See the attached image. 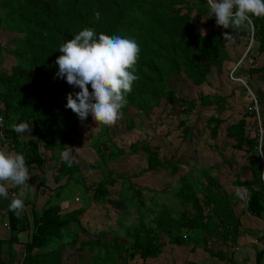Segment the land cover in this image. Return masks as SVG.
<instances>
[{"label":"trees","instance_id":"1","mask_svg":"<svg viewBox=\"0 0 264 264\" xmlns=\"http://www.w3.org/2000/svg\"><path fill=\"white\" fill-rule=\"evenodd\" d=\"M207 7L206 0H0V30L17 34L12 39L13 47L5 49L15 64L9 72L0 70V115L6 137L3 142L24 155L27 168H42L50 164L58 171L56 183L61 177H66L61 185L49 188L52 192L70 180L82 178L76 162L68 167L59 156L63 147H71L72 140L78 137L76 128L79 118L65 105L67 94H74L79 88L55 80L58 71L55 61L61 55L59 46L86 27L94 29L97 37L100 33L119 35L134 39L139 45L136 65L139 79L133 83L132 91L126 97L127 104L121 109L126 130H138L135 117L148 116L154 108L166 106L170 107V111L183 112L185 119L179 121L177 127L186 139L190 138L191 129L187 126L186 117L195 108L196 100L183 98L169 88L168 78L183 75L194 86L204 84L210 69L216 67L220 71L227 60L226 33L249 39L252 36V41L258 45V52L264 53V17H254L251 29L234 31L219 26L220 29L202 35L196 31L195 23L203 17ZM194 9L195 22L190 14ZM97 11L100 13L98 20L94 15ZM207 19L209 25L216 24L215 17ZM2 50L0 45V52ZM236 75L239 76L237 72ZM89 91H92L90 85ZM198 101L201 107L212 104L206 96L200 95ZM23 122L28 123L34 133V137L27 141H21V133L14 132L10 127ZM221 122L219 117L207 120L212 138L216 137ZM106 128L104 125L102 133L91 141L98 159L94 166L99 168L104 178L88 186L84 181L80 183L85 196L91 193L89 198L95 203H104L109 196L108 187L116 183L114 179L105 177L108 173L104 167L111 161L141 151L147 164L144 172L159 169L176 175L185 165L180 158L175 161L172 158L163 159L159 156V145L151 148L148 141L142 145L131 143L127 149L119 147L106 133ZM257 131L258 125L251 140L245 135L243 121L227 128L229 136L237 142L236 149H242V145L248 147L249 164L240 167L233 182L249 192L245 209L238 205L241 202L239 198L223 189V182L210 176L208 168L200 171L196 178L186 174L178 179L179 185L174 193L183 209L176 211V216L168 209L154 215L151 205L158 200V192L144 186L136 187L129 177L117 174L115 177L122 182L118 199L124 203V208L128 207L137 214L136 223L123 228L119 219L123 235L101 231L94 240L81 241L78 251L92 253L88 264H118L119 261L129 264L136 260L146 264L161 254V235H165L170 244L182 246L189 242V237L181 233L186 230L195 236L194 248L201 247L211 256H220L221 252L214 249L216 243L225 246L237 243L241 227L239 212H248L255 217L264 214V156L258 155ZM39 146L44 149L43 156L39 153ZM244 172L251 173V178L241 180ZM136 176L133 174V177ZM144 188L147 193H152L148 204L143 195ZM85 211V208L79 207L65 212L57 205L46 206L39 211L32 207V234L24 244L22 264H60L61 251L74 248L78 243L75 231L86 233L79 221ZM122 211L120 218L124 220L129 211ZM148 214H152L149 220ZM6 215L10 237L0 239V264H15L13 246L18 243V235L28 230L29 223L25 216L18 217L8 208ZM52 244H59L57 252L33 254V250L45 249ZM4 246L7 260L2 257Z\"/></svg>","mask_w":264,"mask_h":264},{"label":"crops","instance_id":"2","mask_svg":"<svg viewBox=\"0 0 264 264\" xmlns=\"http://www.w3.org/2000/svg\"><path fill=\"white\" fill-rule=\"evenodd\" d=\"M204 21V23H207L208 19L206 18ZM208 27L209 28L208 30H206V32L201 33L202 35H207V33L210 31L220 29L219 26H217L216 24L208 25ZM201 28L203 30L206 29L204 27ZM249 42L250 39L248 37L241 35H236L235 37L228 38V42L226 44L227 60L223 62L220 71L217 70L215 67H212L210 69V73L207 75L206 82L201 86H194L191 81L186 79V77L183 75H171L167 80L169 88L174 89L180 96H182L180 93L184 95L185 92L193 93L194 95L192 96V100H196L195 107H197L196 105H201V103L198 101L200 95L203 97L206 96L210 98V100H212V104L204 106L206 112H212L208 119L212 117H219L222 122L218 127L216 137L212 138L210 135L211 126L209 124L207 125L208 119L206 120V126L204 127V129L208 130L209 133H206L205 140H210V144L206 146L207 150L202 149L200 151V154L202 157V162H206V164H204L206 167L204 168H209V166L215 165L214 168H219L220 171V168H222L221 173H225L224 168H233L236 166H240L242 163L241 160H243V158L245 157V161L249 162V159H247L249 153L246 152V149H248V147L246 145H242V149H236L235 145L237 142L235 141V139H232L229 136L227 128L231 125H237L240 121H243L244 129L246 131L245 135L248 137V139H254V136L256 134L255 129L257 122L252 115L246 114L245 112V108L249 102L248 97L244 91L245 89L243 87H239L237 84L230 82L227 79L229 71H231L236 65H238L236 72L239 76L245 75L249 77L250 89L255 95H257L260 100L262 118L264 119V53L260 54L258 52V45L255 44V41H252L250 49L247 50ZM55 80L66 82V79L64 78L56 77ZM170 83H172V85L174 84L175 87L172 88L170 86ZM219 97L222 99H219ZM1 107L2 105H0V108ZM85 125V121L81 122L79 119V123L76 128L78 132V137L74 138L71 142V155L75 159L76 163L79 165V171L82 175L80 181H84V184L88 186L89 184L87 182V179H84L83 175V173L85 172V168H80V162L83 161L81 157H83L82 155L83 153H85L83 149L84 146L80 147L78 144L81 141L80 138L84 137V134L82 133L84 131ZM30 131L31 128L29 131L21 133L20 140L27 141L28 139H31ZM201 135H204V132H201ZM87 137L88 142L84 145L87 146L86 150H89V152L87 151V153H92L94 150L91 141L93 140L95 135H89ZM187 141H192V132L190 138H188ZM0 149L14 151L11 149L8 143L3 141H0ZM224 151L225 157H223L222 155ZM39 153L43 156L44 149L42 148V146H39ZM203 153L206 156L205 160V156H203ZM159 156L162 157L160 154ZM93 157L95 158L94 154ZM143 158L145 159V157ZM218 159L221 161L220 164H217ZM227 161H229L232 166L227 165ZM144 164L146 167V160ZM87 169L92 170L91 168ZM157 170L159 169H155L149 172L147 171L145 173L148 174L151 172H157ZM239 170L240 168H236L235 170L233 169L232 171L227 169L228 172L226 174H222V176H219L218 172H216V174H218V177L220 178H217V176L213 177H215L216 180L223 182V189L227 193H233L237 198H239L241 202H239L238 205H240V208L245 209L249 192L245 188L237 187L233 184L235 180L234 176ZM28 171L29 174L32 175L29 178L28 183L30 186H34L36 191L34 194H31L27 193V189H25L27 193L24 198L25 207L21 214L17 215L18 217H26L29 223V228L27 231L18 235V243L13 246V249L16 253L15 264L23 263L24 244L29 241L30 236L32 234V207H34L36 211H39L43 207L57 205L63 208L65 212H69L72 210L71 208L77 209V204L80 202L77 197L74 199V202L71 205H68L65 200L60 201L58 198V202H54L56 194L53 193L54 191L52 192L50 189L56 188L57 185H61V183H64L66 181V177H59L60 180L56 183L55 179L57 178V176H59L57 168H51L50 164H45L42 168H28ZM250 178L251 173L244 172L241 175V180H248ZM156 180L160 181V179L158 178ZM121 183L117 186L119 191L121 188ZM114 185H116V183ZM111 188H113V186ZM237 190L239 191V194L238 192L235 193V191ZM19 191V188L9 187V192L18 193ZM89 196H91V193H88L86 195L87 198ZM243 196L245 197L242 198ZM9 204L10 199L0 198V239L3 240H7L10 237L6 219V210ZM81 216L79 217L80 226L86 231V233L83 234L81 231H75L78 235V243L74 248L68 247L61 251L60 264H65L67 262V258L70 257L68 253L71 252L73 256H77V258H80L78 260V264H88L90 261L92 253L87 250L78 251V248L81 241L89 239L94 240L96 238V235L94 237L88 236V231L86 230V228H84L85 226L81 224ZM238 216L240 218L241 227L239 228L237 243L234 246H225L220 243H216L214 249L216 251L219 250L221 252V254H219L220 256H211L207 251H205L201 247L194 248L193 242L190 241L188 244L182 246L170 244L169 239L167 238V240L165 241V235H161V242H163L161 254L155 259L148 260L146 264H264V214L261 217H255L251 216L248 212H245L244 214L239 212ZM83 219L86 220V218ZM99 225H101V223ZM58 246L59 244H52L50 247H47L45 249H35L33 250V254L41 255L52 251L57 252ZM5 251L6 246H4V252L2 253V257L3 259L7 260L8 257L7 255H5ZM86 256L88 257L87 260H85ZM133 262L142 264V260H136ZM118 264L120 263L118 262Z\"/></svg>","mask_w":264,"mask_h":264},{"label":"rangeland","instance_id":"3","mask_svg":"<svg viewBox=\"0 0 264 264\" xmlns=\"http://www.w3.org/2000/svg\"><path fill=\"white\" fill-rule=\"evenodd\" d=\"M184 12L185 9L182 11V13ZM190 14L192 21L195 22L197 20L195 17V9L192 10ZM202 16L203 17L197 20L195 23L196 31L199 32L200 34L206 32V30H208L209 28L208 21L207 23H204L205 22L204 20L207 18L206 11L203 13ZM201 27H204L206 29L203 30ZM201 30H203V32ZM16 35L17 34L15 33H9L0 30V45L3 48L2 52H0V70L2 71L9 72L10 68L15 64V60L10 54L6 52L5 49L9 47H13L12 39L13 36ZM227 79L230 82L237 84L239 87H243L242 82L231 81L229 79V76H227ZM170 86L172 88L175 87V85L174 84L172 85V83H170ZM180 94L183 96V98H186L188 100H191L192 96L194 95L193 93H187V92H185V95L182 93ZM196 106L197 107H195L193 111L186 117L187 126H189L192 129L191 142L187 141V139L183 136L181 130L179 129V126L177 127L179 121L185 119L183 117L184 116L183 112L180 110L170 111L169 109L170 107H166V106L165 108L164 106L159 108H154L151 111V114L148 116L142 115L135 117L134 123L135 126L138 128V130L130 131V132L126 130V126H125L126 122L124 117L118 119L114 125L107 126L106 128V133H108V135L113 138L115 144L119 147H125L127 149L131 143L137 142L138 144L142 145L145 143V141H148L149 146L151 145V148H155L154 147L155 145H159V148L158 147L157 148L159 150V154L163 156V159L172 158V160L175 161L176 159L180 158L181 162L185 165L180 167L179 172H177L176 175H172L168 171L163 172L160 170H157V172H151L146 174L144 172V169L146 170L144 164L145 159L143 158L144 156L140 151L136 155L123 156L105 165L104 168L105 170H107V173L110 172L105 177L114 179L116 181V185H114L113 188L111 187L108 188L109 196L107 197V200L104 201V203H95L89 198L90 196L87 198L85 196L84 188L80 184L81 183L80 179L70 180L68 184H66L65 186L63 185L62 187L54 191L53 193L56 194L54 198V202L57 203L58 202L57 198H58L60 201L65 200L68 203V205H71L73 204L74 199L77 197L78 200H80V202L77 204L78 207L76 208L79 207L81 208L82 206L83 208L87 209V211H85L81 216V222H82L81 224H83V226H85L84 228H86V230L88 231V236L91 237H94L95 235L97 236V233H99V231L113 232L121 236L123 235V229H119V224H120L119 219L121 220L123 228H125L132 224H135L137 218V214L132 213L133 210L130 208L128 209V207L124 208L125 206L124 203L118 199L119 189L117 188V186L121 183V179H117L115 176L117 174H123L125 177H129L131 179V182H133L135 186H140V187L144 186L152 190L154 189L155 191L158 192V200L154 201L153 206L151 205V209L155 211L153 213L154 215H156V212L160 213L162 210L165 211L168 209L169 211H174L175 212L174 216H176L177 215L176 211L180 212L183 209L177 203L178 200L175 197V193H174V190L179 185L178 179L186 174H191L193 178H196L199 175L200 171L206 169V168H201V167H206L204 165L206 164V162L205 161L202 162L200 151L202 149L207 150L206 146L210 144V140L208 141L205 140V136L208 130L204 129V127L206 126V120L212 114V112H206L205 107L202 108L200 105H196ZM85 124L86 125L82 133L84 134V137L80 138L81 141L78 144L80 147L84 146L83 149L86 154L83 153L82 155L83 157H81L83 161L80 162L81 164L80 168H85V172L83 173L84 179H87V182L90 185L101 179L103 177V174H100L99 168L94 166V164L97 163L98 161L97 155L95 154L94 151L92 153L91 152L87 153V151L89 152V150H86L87 146L84 144L88 142L87 136L89 135L97 136L98 133H102V131L104 130V125L97 124L95 121L92 120L91 116L88 117V119L85 121ZM201 132H204V135H201ZM30 136L31 138L34 137V133L31 131H30ZM94 139L95 137L93 138V141ZM262 146H264V141L262 143ZM93 154L95 155V158L93 157ZM224 154L225 151L222 154L223 157H225ZM203 156H205L204 153ZM205 159L206 156L204 160ZM245 160L246 157L243 158V160H241L242 163L240 166H236L233 168L231 167L224 168L225 173H221L222 168H220L221 171L219 170V168L218 169L214 168L215 165L209 166V168L208 167L207 168L209 169L210 176H217V178H220L218 177V174L219 176H222V174H226L228 172L227 169L232 171L233 169L235 170L236 168H240L244 166V164L245 165L249 164V162ZM217 162H218L217 164L221 163L219 159ZM226 164L232 166V164H230L229 161H227ZM87 168H96V169L88 170ZM100 169L104 171L103 168ZM141 169H143V171ZM216 172H218V174H216ZM133 174L137 176L133 177ZM157 178L160 179V181H157L156 180ZM237 192L239 194L238 190L235 191V193ZM143 195L144 198H146V202H147L150 196L152 195V193H147L144 188ZM244 197L245 196H243L242 198ZM122 209L129 211L128 215L124 220L120 218L122 217L124 212L122 211ZM151 216L152 214L151 215L148 214L147 219L149 220ZM83 218H86V220H84ZM100 223L101 225H99ZM181 233L189 237L188 241L190 242L196 241L195 236L193 235L192 232H188L184 230ZM166 240L167 237L165 236V241ZM68 254L70 255V257L67 258V262L65 264H78V260L80 258H77V256H73L72 252ZM87 258L88 257L86 256L85 260H87ZM119 263L121 264V261H119ZM135 263L136 262H129V264H135Z\"/></svg>","mask_w":264,"mask_h":264},{"label":"clouds","instance_id":"4","mask_svg":"<svg viewBox=\"0 0 264 264\" xmlns=\"http://www.w3.org/2000/svg\"><path fill=\"white\" fill-rule=\"evenodd\" d=\"M207 5V18L215 17L216 25L224 29H251L254 17H264V0H207ZM94 15L97 20L100 18L99 11ZM230 37L231 34H225V39ZM58 51L61 55L55 61L58 65L56 77L64 78L69 85L79 88L74 94H67L65 107L71 109L81 122L91 116L97 124L114 125L122 118L121 109L127 104L126 97L131 93L133 83L139 79L136 65L140 48L136 40L104 33L97 37L94 29L86 27L61 44ZM2 126L3 117H0ZM10 127L16 133L30 130L26 122L14 123ZM63 148L59 153L60 159L71 167L76 162L71 155L72 148ZM258 155L264 156V146L258 149ZM31 176L23 154L0 149V198L10 199L8 209L16 215L24 210L26 194L36 191L28 183ZM9 187L20 191L10 193Z\"/></svg>","mask_w":264,"mask_h":264},{"label":"built area","instance_id":"5","mask_svg":"<svg viewBox=\"0 0 264 264\" xmlns=\"http://www.w3.org/2000/svg\"><path fill=\"white\" fill-rule=\"evenodd\" d=\"M252 43V36L250 38V43L248 45V49H250ZM238 65H236L229 73V79L234 82H242L243 88L245 89V93L249 99V104L246 106V112L249 114H252L254 116V119L257 122L258 125V133H257V150L262 147V143L264 140V119L262 118V111H261V103L257 95H255L249 86V77L248 76H237L236 75V69ZM0 117H2L0 115ZM0 133H2V136H0V140H5V133H4V127H0ZM262 157V156H261ZM264 166V162H263ZM11 193V192H10Z\"/></svg>","mask_w":264,"mask_h":264},{"label":"bare ground","instance_id":"6","mask_svg":"<svg viewBox=\"0 0 264 264\" xmlns=\"http://www.w3.org/2000/svg\"><path fill=\"white\" fill-rule=\"evenodd\" d=\"M261 157V156H260ZM241 190V189H240Z\"/></svg>","mask_w":264,"mask_h":264},{"label":"water","instance_id":"7","mask_svg":"<svg viewBox=\"0 0 264 264\" xmlns=\"http://www.w3.org/2000/svg\"><path fill=\"white\" fill-rule=\"evenodd\" d=\"M243 191V190H242ZM242 196V195H241Z\"/></svg>","mask_w":264,"mask_h":264}]
</instances>
